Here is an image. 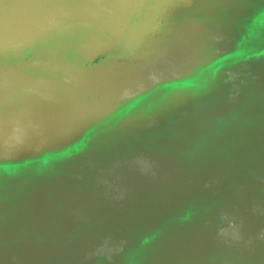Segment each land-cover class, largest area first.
I'll return each mask as SVG.
<instances>
[{
  "label": "water",
  "instance_id": "obj_1",
  "mask_svg": "<svg viewBox=\"0 0 264 264\" xmlns=\"http://www.w3.org/2000/svg\"><path fill=\"white\" fill-rule=\"evenodd\" d=\"M0 264H264V0H0Z\"/></svg>",
  "mask_w": 264,
  "mask_h": 264
}]
</instances>
